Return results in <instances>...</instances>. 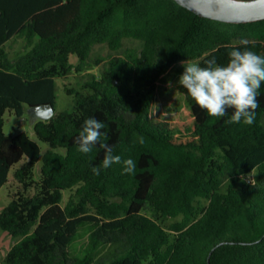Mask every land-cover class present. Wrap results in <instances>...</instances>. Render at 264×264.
Wrapping results in <instances>:
<instances>
[{
  "label": "trees",
  "instance_id": "1",
  "mask_svg": "<svg viewBox=\"0 0 264 264\" xmlns=\"http://www.w3.org/2000/svg\"><path fill=\"white\" fill-rule=\"evenodd\" d=\"M15 37L24 50L10 56ZM242 39L264 55V19L221 21L176 0H0V188L15 182L0 229L18 237L0 264H264V85L251 126L226 123L232 109L210 117L181 85L188 108L153 115L168 67L226 64ZM74 72L73 103L56 111V78ZM42 103L54 106L32 124L44 151L3 129L7 110ZM89 117L105 124L114 155L135 161L134 175L122 163L93 174L104 150L75 143ZM83 225L87 245L70 255Z\"/></svg>",
  "mask_w": 264,
  "mask_h": 264
},
{
  "label": "clouds",
  "instance_id": "2",
  "mask_svg": "<svg viewBox=\"0 0 264 264\" xmlns=\"http://www.w3.org/2000/svg\"><path fill=\"white\" fill-rule=\"evenodd\" d=\"M242 47H233L228 52L226 64L217 63L215 57L204 62V65L182 61L183 73L178 83L196 104L205 110L210 117L221 118L232 109L228 124L251 126L256 120V110L260 107L258 97L264 85V55L250 50L248 41H240ZM105 124L94 117L84 120L76 138L77 150L90 154L96 145L104 150L102 165L92 167L94 175H100L101 168L107 169L113 164L123 165V174L134 175L136 163L133 159L122 161L120 155H114L115 147L106 143L108 137L102 129ZM138 142L144 143L139 136Z\"/></svg>",
  "mask_w": 264,
  "mask_h": 264
},
{
  "label": "rangeland",
  "instance_id": "3",
  "mask_svg": "<svg viewBox=\"0 0 264 264\" xmlns=\"http://www.w3.org/2000/svg\"><path fill=\"white\" fill-rule=\"evenodd\" d=\"M136 41H126V44H136ZM5 49L9 52L10 56H15L18 52L24 50V41L21 38L15 37L6 43ZM95 52L102 55H107L110 50L106 45L99 44L95 48ZM78 60L75 54H72L70 57L71 62H76ZM182 61H179L172 66L168 67L160 76L158 80V87L156 93V101L153 107V115L155 118H168L175 119L183 109L188 108L185 95L180 92L178 89V80L179 76L183 73L184 68L181 64ZM190 63H197L196 61H187ZM99 67L93 68V71L99 69ZM75 72L69 74L66 77H57L56 78V111H60L65 108H70L73 103V95L68 94L65 90L66 85H75L76 81L74 79ZM264 123V118H263ZM5 133L10 132H19L26 131L32 138L37 140L39 145L42 148V151L48 148V144L42 140H39L33 130L32 124L30 123L28 113H25L21 116L17 115L13 111L7 110L4 113V126ZM19 164V163H18ZM16 164L13 169L18 166ZM40 163L37 164V168ZM12 174V170L10 172ZM15 182L12 176L9 177L7 184L3 185L0 188V210L8 204L10 201L9 193L10 190L14 187ZM69 195V191L64 193V203ZM88 232L89 226L83 225L79 228L75 239L69 247L70 255L81 256L82 251L87 245L88 242ZM18 240V237H14L9 234L7 231L0 229V263L3 262L4 257L9 250V248ZM103 248H100L98 251H102Z\"/></svg>",
  "mask_w": 264,
  "mask_h": 264
},
{
  "label": "water",
  "instance_id": "4",
  "mask_svg": "<svg viewBox=\"0 0 264 264\" xmlns=\"http://www.w3.org/2000/svg\"><path fill=\"white\" fill-rule=\"evenodd\" d=\"M193 12L227 22H247L264 19V0H176ZM30 123L49 119L54 114L52 103L28 107Z\"/></svg>",
  "mask_w": 264,
  "mask_h": 264
},
{
  "label": "built area",
  "instance_id": "5",
  "mask_svg": "<svg viewBox=\"0 0 264 264\" xmlns=\"http://www.w3.org/2000/svg\"><path fill=\"white\" fill-rule=\"evenodd\" d=\"M248 180H249V181L251 180V177H250V176H248Z\"/></svg>",
  "mask_w": 264,
  "mask_h": 264
}]
</instances>
